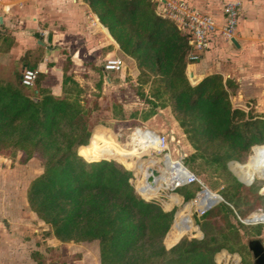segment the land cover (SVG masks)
<instances>
[{"label":"trees","instance_id":"obj_1","mask_svg":"<svg viewBox=\"0 0 264 264\" xmlns=\"http://www.w3.org/2000/svg\"><path fill=\"white\" fill-rule=\"evenodd\" d=\"M87 2L120 49L136 60L138 95L152 110L171 106L194 150L184 158V165L196 175L203 171L226 174L231 183L220 194L234 209L224 202L217 204L197 217L202 239L183 237L166 249L164 238L174 223L175 209L165 211L158 202L138 194L133 171L97 157L114 159L113 152L130 166L133 148L115 144L109 133L100 136L104 143L92 137L83 145L91 133L90 113L82 104V89L67 74L69 62L60 99L40 87L39 74L37 94L33 87L21 84L19 72L14 81L0 76V149L20 151L24 161L35 156L42 159L44 171L27 192L30 210L57 240L96 243L101 264H216L215 256L223 249L244 255V240L251 234L242 220L259 206L264 209V197L252 186L257 180L251 187L245 186L230 173L228 163L242 162L253 146L264 143V119L233 108L221 75L190 83L186 75L191 49L188 37L172 20L158 15L150 0ZM148 82L151 87L146 94L143 85ZM261 149L264 146L257 148L256 154ZM147 162L159 161L152 158ZM260 163L264 164V156L247 167ZM142 166L140 173L145 178ZM162 179L166 180L160 178L155 188H161ZM201 191V185L193 184L177 192L188 202ZM242 191L253 196L243 199ZM188 210L189 206L177 213L179 220L168 245L195 229L192 221L188 222Z\"/></svg>","mask_w":264,"mask_h":264},{"label":"crops","instance_id":"obj_2","mask_svg":"<svg viewBox=\"0 0 264 264\" xmlns=\"http://www.w3.org/2000/svg\"><path fill=\"white\" fill-rule=\"evenodd\" d=\"M186 1L197 11L212 15L219 25L224 22L223 8L226 2L240 3L236 38L233 39L237 44L232 40L228 41L214 35L210 47L202 54L200 61L187 65L188 76L192 74L197 81H191V83L198 84L209 75H221L230 94L233 108L264 119V0ZM4 7L10 9L6 10ZM103 28L106 27L91 11L87 0H3L0 6V76L14 81L16 72L21 73L24 69L35 70L41 75L40 87L48 89L51 95L60 99L64 96L63 81L67 63H71L67 74L71 75L82 88L80 80L70 73L72 64H101L102 62L101 69L103 70V64L107 59L120 58L124 54L109 30L106 28L107 33H105ZM102 72L103 81L106 83L111 82V75L118 73ZM8 73L10 74L9 79L7 78ZM32 89L36 94L38 93L36 84ZM80 98L84 99L82 94ZM184 148L185 146L180 147V150L184 151L186 149ZM232 173L235 175L233 171ZM258 180L264 181V179ZM205 185L210 191L221 196L220 190L216 191V188L211 190L207 184ZM258 194L264 197V186L259 189ZM172 196H177L179 201L173 203ZM184 202L183 196L175 191L168 197L166 208L171 211L178 205L184 208L190 203ZM223 202L234 209L224 198ZM263 212L264 209L259 206L258 210L249 213L247 218ZM186 213L189 215L193 213L198 217L192 204ZM22 218L20 216L19 219ZM177 220L179 219L176 214L174 223ZM3 221L7 228H11L12 225L7 223L6 219ZM245 225L249 226L247 230L251 234L244 240L247 245V254L250 256L247 264H254L252 253L248 249V242L260 239L264 243V223ZM197 229L198 232L191 231L193 232L191 236L202 239L204 234L199 227ZM171 232L165 240L168 249L179 241L172 245L167 244L168 239L171 238ZM23 234L0 231V264H18L10 263V251L15 249L11 247L10 241H17L16 239L24 241ZM239 255V253H230L223 249L216 254V263L220 264L224 260L229 261L231 257L234 260L235 256H241L238 261L235 260V264L241 262L244 264L245 256ZM219 257H221L220 262ZM33 261L24 264L38 263Z\"/></svg>","mask_w":264,"mask_h":264},{"label":"rangeland","instance_id":"obj_3","mask_svg":"<svg viewBox=\"0 0 264 264\" xmlns=\"http://www.w3.org/2000/svg\"><path fill=\"white\" fill-rule=\"evenodd\" d=\"M103 31L107 33L106 28H103ZM126 55L127 54L124 53L120 57V59L124 62L121 72L111 75V82L107 83L103 81L102 71L104 70L101 69L102 62L101 64H72L70 73L73 75V77H76L80 80V85L83 86L81 88V94L84 97L83 105L85 106V109L89 110L90 113L89 119L91 133L87 143L83 145L89 144L92 137L95 140L101 139L102 143H104V140L100 136L109 133L112 135V141L115 144L121 146L127 145L131 148L134 144L132 139L133 130L134 128L138 127L142 129L148 128L158 133L162 132L168 135L169 139H172V137L176 139L175 142L170 140L169 143L173 160H176L179 156L176 151H174V148L180 150V147L185 146L186 149L184 148V152L187 155H191L194 152L191 142L188 139L184 128L181 127L171 106L164 108L157 106L154 110H152V105L147 103L138 95V87H140V70L137 66L136 60ZM187 68L186 75L188 80L190 83L191 81L196 82L197 79L194 78L192 74L191 76H188ZM9 76L10 74L8 73V79ZM150 87L151 82L143 85V90L146 94L149 93ZM96 105L98 106L97 108H95ZM116 136L118 141L116 140ZM177 141H179L180 144H178ZM97 144H100V142L98 141ZM263 145L264 144L253 146L248 157L242 162L230 161L229 163L235 162L231 165V167H229L228 163V169L230 173L233 171L235 175H237L243 181V183L249 185L253 184L254 181L257 180L252 186L254 187V190L258 188V191L264 186V181L258 180L264 179V164L260 163L259 166H251L249 168L247 165L250 164L251 161L260 160L264 156V149H261L256 154V149ZM80 147L77 150L79 157ZM133 151V157L128 159V162L131 164L130 166L125 164L121 157L113 152L111 155L114 157V159L108 156L97 157H106L110 160L105 161H116L117 163L122 164L125 168L133 171L135 176V180L133 181L135 189H138L140 194L150 197L149 201L152 200L158 202L165 211H168L166 208V203L168 202V197L173 194V192L166 189H161L159 191V187L155 188V186L150 189V191L143 189V187L146 185V180L140 173V165L146 163L150 157L145 156L143 159L146 160H142L140 159L141 154H139L135 148H133ZM144 152L149 154L147 149L144 150ZM151 156L153 159H155V161H159L157 164H155L157 168L159 167L164 169L163 160L165 154L155 153ZM134 157H137L138 160H134ZM197 162L199 163V161ZM238 165L240 166L236 167ZM43 171L44 168L42 159L40 157L35 156L24 161V155L20 151H15L12 148H4L2 150L0 149V231L21 232L24 233L22 237H25L24 241L19 239H16L17 241L14 242L10 241L11 247H15L12 252L10 251V263L24 264L31 263L33 260H35L39 264H101L99 258V249L96 243L82 244L75 243L73 241L61 242L57 240L54 235H52V231L50 230L49 226L39 221L36 215L30 210L27 197L28 188L30 183L39 175H41ZM232 175L234 174L232 173ZM197 176L205 184H207L211 190H214L212 186L215 185V188L217 189L216 191L220 190V192L222 189H227L229 183H231L229 182V178L226 176V174L222 173L203 171ZM242 195L243 199H248L247 197H252L253 193L250 191H242ZM213 199L218 201V198L216 197H213ZM178 201L179 198L177 196L172 198L173 203H177ZM251 203L253 204L254 202ZM188 206L190 209V203L186 204L184 208H187ZM174 209L176 215L179 210L183 209V206L178 205V207ZM186 214L188 215V222H191L192 220V224L195 228L191 231L198 232V218L193 213L191 215L188 213ZM20 216H22L24 219H19ZM3 219H6L7 223L12 225L11 228H7ZM30 222H34V224H30ZM181 223V225H183V219H181ZM174 225L175 224L173 223L169 232L173 230ZM246 227L248 229L249 226ZM191 231H187L179 239V241L183 237H193L191 236L193 235V232ZM167 235L164 238V245L166 249H168L167 245L165 244ZM247 251L248 250H246L243 255L245 256L244 264H247V261L249 262L250 260V256L247 254ZM240 257L235 256L234 260H232L231 257L229 261L224 260L220 264H235V260L238 261ZM31 258H33V260ZM220 258L221 257H219V260ZM242 263L243 262L240 264Z\"/></svg>","mask_w":264,"mask_h":264},{"label":"built area","instance_id":"obj_4","mask_svg":"<svg viewBox=\"0 0 264 264\" xmlns=\"http://www.w3.org/2000/svg\"><path fill=\"white\" fill-rule=\"evenodd\" d=\"M150 1L156 5V12L158 15L172 20L176 24L178 30L188 37V43L191 48L188 55V65L200 61L202 54L210 47L211 39L214 35L220 36L228 41L236 38V29L241 10V5L237 1H228L224 5V22L222 25H219L212 15L202 13L191 7L186 0ZM2 3L3 0H0V6ZM4 9L9 10L10 8L4 7ZM123 66L124 62L120 58L107 59L103 64V70L105 72H121ZM37 74L35 70L24 69L21 76V84L29 88L34 87ZM132 135L134 141L133 146H135L139 152H143L145 149L144 146H148L151 155L155 153L165 154L163 160L164 168L167 159L173 163L182 165L177 169L173 168L166 172L159 167L157 168L155 165L157 162H155L153 166L161 171L162 176L166 175L168 177L167 181L163 182V187L161 189L175 192L193 184L201 185L202 191L207 188L204 182L184 165L183 160L187 157L184 151L174 148V151L179 155V159H172L169 143L170 140L175 142L176 139L173 137L169 139L168 135L162 132L158 133L148 128L142 129L138 127L134 128ZM177 143L180 144L179 141H177ZM151 155L144 154L142 158L145 156L151 157ZM202 191L190 201L198 217L204 216L216 205L213 197L215 198L219 195L214 193L212 197L207 198ZM260 222L264 223V212L252 217L251 223L257 224Z\"/></svg>","mask_w":264,"mask_h":264},{"label":"water","instance_id":"obj_5","mask_svg":"<svg viewBox=\"0 0 264 264\" xmlns=\"http://www.w3.org/2000/svg\"><path fill=\"white\" fill-rule=\"evenodd\" d=\"M232 42L237 44L235 40H232ZM167 161L171 162L169 159H167ZM171 163H173V162H171ZM233 163H235V162L229 163V167H231V165ZM181 166L182 165L175 163V165H173V168L177 169ZM161 176H162V174H161V171L159 169H157L153 165H146V167H145V180H146V183L148 186H150V187L156 186V182ZM236 177L238 178V180L240 182L243 183V181L237 175H236ZM136 191L140 194L138 189H136ZM202 192H203V194H205V196L207 198L212 197L214 195L208 188H205ZM216 198H218V201L215 200V202H214L215 204L223 202V198L220 195H217ZM190 220H191V218H190ZM251 221H252V218H248V219L244 220L243 222L245 224H249V223H251ZM248 249L252 253L254 264H264V243L262 242V240H260V239L250 240L248 242Z\"/></svg>","mask_w":264,"mask_h":264},{"label":"bare ground","instance_id":"obj_6","mask_svg":"<svg viewBox=\"0 0 264 264\" xmlns=\"http://www.w3.org/2000/svg\"><path fill=\"white\" fill-rule=\"evenodd\" d=\"M116 140H117V136H116ZM117 141H118V140H117ZM263 146H264V145H263ZM131 148H135V149L137 150V152H138L139 154H141V158H140V159H142V160H146V159H143V158H142V156H143L144 154H146L144 151H143V152H139L138 149H137L135 146H132ZM144 148H145L144 150H146V149L148 150V146H144ZM148 151H149V150H148ZM148 155H151V154H150V151H149V154H148ZM149 159H152V156H151ZM134 160L137 161L138 158H137V157H134ZM148 164H151V163H150V162H146V163H144L143 166L141 167V170H143V171L145 172V167H146V165H148ZM154 164H155V163H154ZM154 164H152V165H154ZM173 165H175V163H171V162L166 161V162H165V168L163 169V171H166V172H167V171L172 170V169H173ZM141 174H142V173H141ZM142 177H143V176H142ZM162 177L165 178L166 180H164V179L161 180V188L163 187V182H164V181H167V178H168L166 175L161 176L160 178H162ZM160 178H159L158 180H160ZM158 180H157V181H158ZM169 183H170V182H169ZM145 184H146L145 187H143L144 190L150 191V189L153 188V187L148 186L147 183H145ZM161 188H159V191L161 190Z\"/></svg>","mask_w":264,"mask_h":264}]
</instances>
